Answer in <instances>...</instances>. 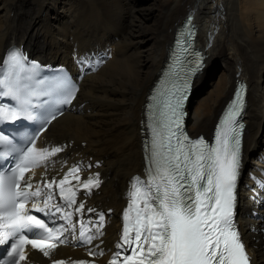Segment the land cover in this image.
<instances>
[{
	"label": "bare ground",
	"instance_id": "bare-ground-1",
	"mask_svg": "<svg viewBox=\"0 0 264 264\" xmlns=\"http://www.w3.org/2000/svg\"><path fill=\"white\" fill-rule=\"evenodd\" d=\"M190 13L207 65L194 81L186 127L193 136L208 134L235 79L246 80L237 227L252 264H264L258 223L264 218V148L258 150L264 137V0H153L148 9L136 0H0V59L11 43H22L43 63H67L73 73L83 74L75 79L72 73L77 96L39 138L46 154L31 179L39 186L79 182L93 173L102 179L100 187L83 197L88 208L104 215L89 252L74 245L51 246L45 252L31 251L25 264L106 259L119 244L132 175L144 167L146 96L178 25ZM146 40L150 43L144 46ZM216 64L221 65L219 77L193 100Z\"/></svg>",
	"mask_w": 264,
	"mask_h": 264
},
{
	"label": "rangeland",
	"instance_id": "rangeland-1",
	"mask_svg": "<svg viewBox=\"0 0 264 264\" xmlns=\"http://www.w3.org/2000/svg\"><path fill=\"white\" fill-rule=\"evenodd\" d=\"M152 3H153V0H136V4L139 7H145L146 9H148V7H151L152 6ZM151 14H152V12H150V15ZM150 20L151 19H149L146 23H148ZM35 21H36L35 24L37 25L41 21V17L40 18H36ZM149 43H150V40H146L143 45L145 46V45H148ZM65 64H66V67L70 70L68 64L67 63H65ZM86 68H87V66H86ZM212 69H214V71ZM212 69L211 70L213 71V74L210 73V77L207 76L206 79H205L206 82H204L201 86H199V88L197 90L196 97L193 100H196V99L200 98L201 96H204V94H206L207 93V90L210 88L209 87L210 83L216 81L217 78L219 77V72L221 70V65L216 64V65H214L212 67ZM73 76L76 79L77 77H82L83 74L82 73L81 74H77V73L75 74V73H73ZM262 114L264 115V106L262 108ZM258 141H259V144H260V146L258 147L259 148L258 150H261V148H264V146H263L264 145V137L263 138L261 137ZM263 201H264V195H262V200L260 202V204H261L262 207H264V202ZM256 212H251L250 214L253 215V217H255V218H259L258 213H256ZM119 214H120V212L118 213V217H119ZM258 223L260 224V226H261V232L264 235V218H263V216H262L261 221L258 222Z\"/></svg>",
	"mask_w": 264,
	"mask_h": 264
},
{
	"label": "water",
	"instance_id": "water-1",
	"mask_svg": "<svg viewBox=\"0 0 264 264\" xmlns=\"http://www.w3.org/2000/svg\"><path fill=\"white\" fill-rule=\"evenodd\" d=\"M206 65H207V62H206V58H205V62H204V64H203V67H202L201 71H200L199 74L193 79V81H192L190 87H189L188 90H187V102L189 101V99H190V97H191V95H192V91H193V87H194V81H195V79H196V78L202 73V71H203V69L205 68Z\"/></svg>",
	"mask_w": 264,
	"mask_h": 264
}]
</instances>
